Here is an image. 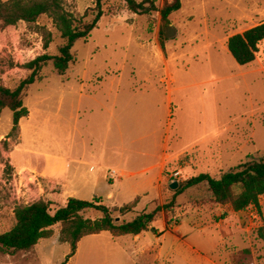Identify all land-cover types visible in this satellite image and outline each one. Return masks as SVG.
I'll return each instance as SVG.
<instances>
[{
    "label": "rangeland",
    "instance_id": "374dc122",
    "mask_svg": "<svg viewBox=\"0 0 264 264\" xmlns=\"http://www.w3.org/2000/svg\"><path fill=\"white\" fill-rule=\"evenodd\" d=\"M97 1L63 0V3L76 17L88 13L90 19ZM152 1L159 12L139 15L128 8L126 0H103V17L88 41L76 42L73 49L76 60L68 71L60 75L50 63L40 73L42 80L27 91L24 104L29 115L20 121L16 132L13 113L9 109L3 111L0 234L14 226L16 206L39 201L35 196V172L22 169L24 164L16 163L15 152L21 146L64 147L70 138L73 103L82 109L97 111L99 106L111 109L115 95L120 93L117 103L124 108L118 117L122 128L130 126L123 118L129 116L126 119L131 123L148 116V111L150 116H158L159 123L162 119L157 129L162 139L157 145L161 152L156 153L161 158L150 165L152 159L146 158L132 164L134 168L114 165L118 170L109 169L103 193L105 206L129 204L135 198L129 188L131 183L140 185L146 178L154 181L147 183L148 195L141 193L134 210L109 208L116 223L130 222L159 208L154 221L156 228L164 222L170 229L173 221L185 222V229L198 223L208 227L206 234L196 231L189 235V240L207 247L218 241L214 258L219 264H264V241L258 237V230L264 227V196L260 198V210L250 207L237 213L229 206L215 204L206 188L177 197L169 184L174 171L182 173L183 183L204 173L219 178L242 163L264 156V42L255 62L247 66L239 65L228 50L231 36L264 23V0H181V10L169 18L174 32H166V37L172 35L173 39L166 41L165 49L160 43L163 25L160 11L167 0ZM46 32L51 34L48 49ZM64 42L48 15L35 24L20 22L1 27L0 85L17 88L31 73L24 68L27 63L44 54L58 55ZM81 94L96 96L80 100ZM168 96L170 101L173 99L170 116L163 108ZM126 106L132 108L126 112L129 115L124 114ZM107 124H100L97 118V127H92L100 147L104 145L102 136ZM85 128L90 129L91 125L82 120L73 135L75 141L83 138L80 134ZM140 144L134 145L135 149ZM179 151L185 155H174ZM105 164L109 163L105 160ZM122 168L137 173L126 179L119 171ZM113 170L117 171L114 177ZM121 179L124 182H119ZM109 189L115 191L114 201L105 195ZM51 203L52 212L61 207L60 203ZM83 217L97 220L103 213L90 210ZM62 229V224L54 226L52 236L40 240L30 251L0 253V264H135L136 261L141 264L138 260L151 264L141 255L139 247L133 248L136 253L133 257L130 237H114L110 232L83 238L77 257L66 262L71 246L63 241ZM150 231L148 236L153 241Z\"/></svg>",
    "mask_w": 264,
    "mask_h": 264
},
{
    "label": "trees",
    "instance_id": "16d2710c",
    "mask_svg": "<svg viewBox=\"0 0 264 264\" xmlns=\"http://www.w3.org/2000/svg\"><path fill=\"white\" fill-rule=\"evenodd\" d=\"M102 1H97V8L88 19L90 17L88 13L79 18L67 11L63 0H0V28L15 26L20 22L35 24L42 16L48 15L65 41L58 55L44 54L27 63L24 68L31 73L17 88L10 89L0 85V119L5 109L11 110L13 132L18 130L20 121L29 115L24 100L29 88L42 80L40 75L42 70L52 63L55 70L64 75L75 62L73 49L76 42L88 41L103 17ZM126 3L135 14L149 15L159 12L152 0L142 2L126 0ZM181 8V0H167L160 11L163 24L160 30V43L163 49L166 41L173 39L172 35L166 37V32H174L169 18ZM45 36V48L48 49L51 34L46 32ZM263 42L264 23H261L243 33L231 36L228 40V50L239 65L247 66L255 62ZM197 188H206L215 204L229 206L234 212L239 213L250 207L260 210V198L264 196V156L259 160L253 159L242 163L219 178H214L210 174H200L180 183L177 190H171L179 197ZM135 204L136 202H133L115 209L122 210L127 207L134 209ZM51 205V202L41 199L32 204L16 206L14 226L0 234V253L9 255L30 251L40 240L52 236L54 226L62 224L61 237L71 246V252L66 259L68 262L76 254L78 244L87 236L102 232H110L114 237L138 236L150 230L156 232V229H151L150 226L160 211L158 208L152 213L141 214L130 222L117 224L110 209L100 198H95L91 202L71 198L66 206L59 207L55 212L51 211ZM90 210L102 212L103 217L97 220L84 218L83 214ZM258 237L264 241V227L258 230Z\"/></svg>",
    "mask_w": 264,
    "mask_h": 264
},
{
    "label": "crops",
    "instance_id": "0c3cea01",
    "mask_svg": "<svg viewBox=\"0 0 264 264\" xmlns=\"http://www.w3.org/2000/svg\"><path fill=\"white\" fill-rule=\"evenodd\" d=\"M94 96L81 94L79 99L82 100L85 97L95 98ZM115 96L116 101L111 105V109L109 106H99L97 111L93 108L82 109V107L76 106L73 103L70 114L72 124L69 125L71 129L70 138L67 139L64 147L59 144L54 148L41 147L39 149L36 146H21V149L15 152L16 163L19 165L23 163L24 168L21 167L22 169L27 168V170L35 172V178H37V182L35 183L37 195L35 196L39 200L45 199L49 202L60 203L61 207H64L71 198L90 202L95 198H100L104 204L103 193L107 189L105 181L108 179L109 169H117L114 165L134 168V166H131L132 164L140 163L142 160H146V158L152 159L149 162L150 165L153 160L161 158V154L156 153L161 152V148H158L157 145H159L158 142L162 138L157 135V129L161 127L162 119L159 123L156 114L150 116L148 111L145 110L148 116L143 115L141 116L142 118L139 117V120L132 121L131 123L126 119L129 116L123 118L124 123L130 126L128 129L122 128L118 117L124 108L122 109V106L119 107L117 103V98H121L120 93H117ZM125 97L123 96V98ZM172 104L173 99L170 101L168 96L163 108L164 113L169 116L171 115ZM155 105L158 106V104ZM128 110H132L131 106H126L125 115H129V113H126ZM97 118L100 124L108 123L104 132L105 134L102 136V144L104 145L101 147L92 130L93 125L97 127ZM82 120L84 123L86 122V124L91 125V128H85L84 135L80 134L83 138L78 142L75 141L73 135ZM112 124L114 125L113 129H111ZM132 131L134 132L132 133ZM167 131L169 132L170 130L168 129ZM112 132L114 133L113 136ZM139 143H141L139 148L135 149L134 145H138ZM168 147H170V144H168ZM177 153H179L177 156L185 155L182 151L175 152L174 155ZM105 160L109 164H105ZM143 165L148 166L145 163ZM198 166L201 165L198 164ZM198 169L193 170L197 171ZM119 171L124 173L123 178L126 179L134 177L137 173L129 169L126 170V168H122ZM119 182H124V179H121ZM142 182L140 185L131 183V187L129 188L134 192L135 198L129 204L142 197L141 193L147 196V183H153L154 181L153 178H146ZM114 192L109 189L105 195H107L108 199L114 201L116 199ZM129 204L121 206L115 203L107 207L123 208ZM138 204L140 205L141 203L139 202ZM147 204H145V207H147ZM185 224V222L178 224L176 221H173L171 226L169 225L170 229H167L166 223L163 222L160 228H156L155 222H153L151 229H156L154 233L150 231L153 241L148 236V232L138 236H128L132 240L129 248L133 250V248L139 247L141 255L147 258L151 264H219L214 258L218 249V241L210 239L213 242L207 247V245L199 242L197 244L189 240L191 233L199 231L206 234V230L210 229L199 223L190 224L191 228L185 229ZM80 243L73 258L79 254ZM134 252L135 250L132 252L133 257L136 255V253L134 255ZM138 262L145 264L139 260ZM135 264H137V261Z\"/></svg>",
    "mask_w": 264,
    "mask_h": 264
},
{
    "label": "built area",
    "instance_id": "2783aa9c",
    "mask_svg": "<svg viewBox=\"0 0 264 264\" xmlns=\"http://www.w3.org/2000/svg\"><path fill=\"white\" fill-rule=\"evenodd\" d=\"M111 174L114 177L117 174V171L116 170H113L111 172ZM183 181H184V179H183L182 173L180 171H174V172H172L170 174V177H169V184L170 185L172 183H175V182H178L180 184Z\"/></svg>",
    "mask_w": 264,
    "mask_h": 264
},
{
    "label": "water",
    "instance_id": "95a60500",
    "mask_svg": "<svg viewBox=\"0 0 264 264\" xmlns=\"http://www.w3.org/2000/svg\"><path fill=\"white\" fill-rule=\"evenodd\" d=\"M178 188H179V183L178 182L172 183L170 185V189H172V190H177Z\"/></svg>",
    "mask_w": 264,
    "mask_h": 264
}]
</instances>
